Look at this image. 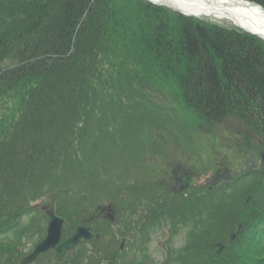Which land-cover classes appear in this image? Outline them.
<instances>
[{
  "label": "trees",
  "instance_id": "obj_1",
  "mask_svg": "<svg viewBox=\"0 0 264 264\" xmlns=\"http://www.w3.org/2000/svg\"><path fill=\"white\" fill-rule=\"evenodd\" d=\"M249 1L264 7V0ZM159 95L172 105L160 108ZM228 120L242 127L246 148H264L261 40L143 0H0V264H19L24 248L42 240L40 220L46 217L31 206L41 200L64 220L63 238L83 222L95 235L85 243L88 249L80 246L67 256L68 264H138L139 247L130 243L129 231L137 212L133 218L129 211L143 203L146 213L152 206L141 201L146 181L139 174L126 183L114 177L110 160H139L141 145L177 137L171 125L183 136ZM150 167L151 182L161 171ZM97 173L106 176L98 180ZM131 185L142 187L123 220L114 199L101 223L89 218L94 213L87 192L97 186L109 198L119 191L131 197ZM237 191L243 201L229 204L236 198L229 193ZM200 197L198 212L182 202L186 223L195 215L200 221L182 249L172 252L175 264H264L263 175H238L211 198ZM170 211L162 212L163 219ZM143 212L137 222L151 218L146 229L161 221L162 214ZM237 225L240 231L227 245ZM122 231L131 235L123 249ZM216 243L224 244L221 253L214 251ZM172 255L163 264H173Z\"/></svg>",
  "mask_w": 264,
  "mask_h": 264
},
{
  "label": "rangeland",
  "instance_id": "obj_2",
  "mask_svg": "<svg viewBox=\"0 0 264 264\" xmlns=\"http://www.w3.org/2000/svg\"><path fill=\"white\" fill-rule=\"evenodd\" d=\"M218 24V23H216ZM220 26L223 27H233V25L229 24V23H219ZM155 101L158 103V105L160 104V108L161 107H166L167 106H171L172 103H170L167 99V97L163 96V95H159L157 97H155ZM155 103H152V105H154ZM156 105V104H155ZM162 105V106H161ZM164 107V108H165ZM182 119V118H181ZM233 123V122H232ZM231 122H226L225 124H221L220 128L216 131H219L218 135H213L211 132H208L206 130H201L199 127L196 126V129L192 130H186V134L183 136H179L175 129H174V125L170 126V131H172L173 133H175L177 135V137L175 139L171 138V140H167L166 144H176L177 141L179 144L175 145L174 148L172 149V152L170 154L169 151V147L167 146V152L170 154V156L175 157V161H178V156L182 155L181 153L184 152L185 157H182L183 160H185L189 166H192L194 168L195 171L199 170L200 168H202L203 166H208V168H210V164L211 166H213V168H210L209 171H207V174H209L211 172V170H217L218 168L221 169L222 167H226V169L228 170V172H230V174L234 173V170L237 169L236 166H239L240 168H243V164L247 163L248 159H247V155H243L245 153L242 152V156H240V154H238V152H236V149L239 147L240 143L237 140L231 141V143H227L225 141H223V144H228L225 147L223 146L221 148V150H218L217 148H215V145L213 144V137H217V140L220 142V140H224L225 139V135H229V133L231 134V136L234 138H237L236 135H232L231 131L233 130V126H232ZM167 131L164 133L166 134ZM167 135H169L167 133ZM187 135V136H186ZM170 136V135H169ZM181 137H183L182 139H180ZM231 138V137H230ZM176 140V141H173ZM165 142V141H163ZM158 142L156 141L155 143H150V145H145L143 146L144 148H148V146H154L156 145ZM187 145V146H184ZM113 148H115L114 146H108V149L114 150ZM146 154H142L140 155V158L137 157L139 160L135 161V164L132 166V172L133 169L135 170H140L138 173L139 175H146L145 179H148L150 172L153 171V169L150 167L151 165L154 164L153 168H158V169H165V167L161 166V163H164V159L165 158H161V157H157V158H151L152 156L148 153V149L145 150ZM240 156H238V155ZM190 156V157H188ZM142 158V159H141ZM247 159V160H246ZM114 159H112L113 161ZM110 160V163L112 162ZM150 161V162H148ZM152 161V162H151ZM243 162V163H241ZM256 163L255 164V168L253 170V172H255V174H262L263 175V179H264V168L261 169L260 163L255 160ZM241 163V164H240ZM125 162L118 160V162L114 165H124ZM134 167V168H133ZM105 172L107 173V169H104ZM100 171V173H103L102 170H98ZM117 171V172H116ZM120 170L117 168L114 171V177H115V173H116V177L118 178V174H119ZM165 173V171H164ZM98 176V180H102L104 179V177L106 176V174L104 175H99L98 173L96 174ZM202 175V174H201ZM97 176L93 175V179L97 180ZM116 179V178H115ZM162 179H164L163 177H159L157 178V180H159L160 182H163ZM150 180V179H148ZM90 183H92L91 181H89ZM100 183V181H99ZM118 188L122 187V184L118 185ZM84 187V185H82ZM97 189V186L94 187V189H92L91 192H87L90 196V202H89V207H92V211L94 213V215L90 216V219H98L96 221H98V223H101L103 218H106V216L109 215V212L111 211V204H110V200L114 199L115 203V211L118 210L119 207H121L122 205V209L126 208L128 201H133V203L135 202V196L134 197H130V195H123L121 193V191L118 192L117 195H115V197L113 198H109L108 195L103 194L101 192H99ZM122 190V189H121ZM234 192V191H233ZM229 193V199H231L230 196L234 197L236 195V198L231 201L229 204H232L234 201L236 200H242L240 199L242 197V194L239 193L241 191H237L236 193ZM237 193H239L237 195ZM234 194V196L232 195ZM131 198V199H130ZM129 199V200H128ZM45 200H41V203H43ZM106 201L109 202V204L107 205ZM243 201V200H242ZM102 204L104 203L105 205H98V204ZM190 208L192 207L191 205H189ZM215 206V205H214ZM152 209V207H150ZM193 208V207H192ZM216 208V206H215ZM155 209V208H154ZM222 213V212H221ZM218 215V212H217ZM186 217V215H185ZM101 218V219H99ZM175 220V219H174ZM225 219H222V221L224 222ZM176 222H171L168 223V226L171 227L172 225L176 227V231L175 233L172 235L171 240L168 242V244L166 245L167 248L170 250V254H173V251H180L182 249V247L185 245L186 240H188L187 234L189 232V230L192 228L191 223H189V221H187V223L185 222L184 224H181L180 222H178L177 220H175ZM229 221V220H228ZM40 224H43V226H45L46 221L41 219L40 220ZM143 231V232H142ZM140 232L143 233V236L147 239L145 240L146 244H148V249L146 252H144V254H142L141 258H140V262H144L145 264H160L161 261L163 260V251H161V245H165L166 243H163V239L166 235V230H159L157 227V224L155 226H153L152 228L149 229H145L143 227L140 228ZM232 230L229 232L228 236L232 234ZM237 231H234V233ZM231 233V234H230ZM42 234V233H41ZM220 234V233H219ZM218 234V235H219ZM226 237L229 238V237ZM35 241L37 240L36 236H34ZM211 238H214V236H212ZM8 242H14L15 241V237L13 235H10V237L7 238ZM228 240V239H227ZM6 242L7 240H2V242ZM33 244H28L25 247V253L24 255H26L28 253V251L32 248ZM217 251H215L216 253L218 252V248H215ZM221 252V251H220ZM17 252H15L16 254ZM14 254V251H13ZM167 255V254H165ZM175 258H172L171 263L175 264ZM56 263V262H55ZM33 264H54L53 263V259H51V257H42L39 260L35 261Z\"/></svg>",
  "mask_w": 264,
  "mask_h": 264
},
{
  "label": "water",
  "instance_id": "obj_3",
  "mask_svg": "<svg viewBox=\"0 0 264 264\" xmlns=\"http://www.w3.org/2000/svg\"><path fill=\"white\" fill-rule=\"evenodd\" d=\"M147 2L149 0H146ZM205 1V3L207 4V6H209L210 4L213 6H217L218 8H221L224 13L226 14H234L236 12L246 15V12L248 10L251 9H255V10H259L261 13L264 14V9L262 8V6H260L259 4H255V3H251L248 1H243L240 0L243 4L237 6L236 8H233L231 6L230 3L225 2L226 4L230 5L227 6L225 3L227 8H223L220 4H217V2L212 1V0H202ZM149 3H152L155 6H162L161 4H154L152 1H149ZM210 5V6H211ZM169 8V7H167ZM172 9L174 11L177 12V10H175L174 8H169ZM184 14V13H182ZM186 15V14H184ZM186 16H194L197 18H200V16L197 15H186ZM254 24V22L257 21H252ZM259 24V23H258ZM257 25V24H254ZM239 27V26H237ZM242 31H244L245 33H249L250 35H253L255 37H257L258 39H262L264 41V38L261 37L260 35L245 30L243 27H239ZM249 166H252L251 164V159L249 161ZM232 181V178L230 175L227 174L226 171H222V172H218L217 174L214 175V177L212 178L211 182L212 184L216 185V184H226ZM44 210V214L45 216H47L49 218V221L47 223V230H46V234H45V239L42 241L41 244L37 245L34 250L32 251V253L30 255H28L27 257L22 259V262L20 264H31L33 263L34 259L37 258L39 255H42L43 253L49 251V250H53L54 251V257L56 259H58V261H61L63 259V257L65 256V254L68 251H72L75 249L76 246H78L80 244L81 241H87L90 240L92 238V235L89 233V229L84 228V227H77V229L75 230L74 234L72 235V237H70L69 239H67L66 241H64V243L59 244V241L61 239V231H62V224L63 221L60 220L59 218H57V216L54 215L53 211L48 210L46 207L43 208ZM232 239V237H231ZM65 264V263H62Z\"/></svg>",
  "mask_w": 264,
  "mask_h": 264
},
{
  "label": "bare ground",
  "instance_id": "obj_4",
  "mask_svg": "<svg viewBox=\"0 0 264 264\" xmlns=\"http://www.w3.org/2000/svg\"><path fill=\"white\" fill-rule=\"evenodd\" d=\"M154 4L162 5L164 7L174 8L179 13H184L186 15H197L200 18H205L213 23H229L233 26L243 27L245 30L254 32L264 38V14L259 10L251 9L246 12V15L240 14L238 12L234 14H226L221 8L217 6L209 5L202 0H149ZM148 1V2H149ZM214 1V0H212ZM217 4H220L224 9L230 6L233 8L243 4L240 0H215ZM225 3V4H223ZM254 22V25L252 24ZM259 23V24H258ZM264 154V148H261Z\"/></svg>",
  "mask_w": 264,
  "mask_h": 264
},
{
  "label": "flooded vegetation",
  "instance_id": "obj_5",
  "mask_svg": "<svg viewBox=\"0 0 264 264\" xmlns=\"http://www.w3.org/2000/svg\"><path fill=\"white\" fill-rule=\"evenodd\" d=\"M156 146H160V145L156 144ZM253 153H254L253 164L256 163L255 160H257L260 163L261 169H263L264 168V154L260 153L256 149L253 150ZM168 164L169 166L167 168V171L169 170L170 174L168 173L166 177L162 179L163 182H158L157 186H161L164 189V191H166L167 193L170 192V195L173 197H177L185 190V189L183 190L180 189V187L182 186H188L187 188H189L190 186L201 188V186L199 185L200 183L197 180V178L194 177L192 173L188 171V169H185L186 167L180 164L179 161H176V162L174 161V163L168 162ZM236 167H237V171L241 170L239 166H236ZM255 167L256 166L254 164L253 169ZM174 173L176 174V176H173ZM178 178H181L182 182L177 183ZM161 192L164 194L163 191Z\"/></svg>",
  "mask_w": 264,
  "mask_h": 264
}]
</instances>
